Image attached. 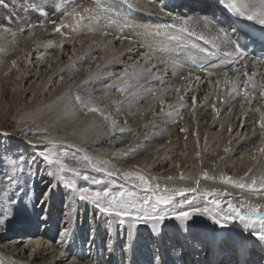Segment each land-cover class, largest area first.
I'll use <instances>...</instances> for the list:
<instances>
[{
    "label": "bare ground",
    "instance_id": "bare-ground-1",
    "mask_svg": "<svg viewBox=\"0 0 264 264\" xmlns=\"http://www.w3.org/2000/svg\"><path fill=\"white\" fill-rule=\"evenodd\" d=\"M106 1L93 0V2L99 4L93 7L90 0H6L9 8L7 10L0 8V81L7 79V74L12 69V65L20 63L21 58H23L25 65L27 62L30 63L26 72L24 71L25 69H22L21 73H18V88L21 82L25 81V78H28L31 74L30 72H33L34 69H36L34 71L36 75L40 73V78L42 76L40 81L42 88L36 89V91L38 90L37 92L34 91L33 93L31 91V93L27 89L29 92L26 93L27 90L22 89L18 93V88L14 91L20 96L26 94V97L23 98L22 96L19 104L17 98H15L14 106L17 110L12 112L11 115L25 117L27 112L41 114L29 122L31 127H33V131L23 129L21 125L15 136L9 134L5 136L6 139L13 137L21 139L23 143L31 145L33 148H24L25 154L28 152L32 154L29 159L21 160V157H18L19 151L22 150L21 148L11 151L12 155L18 158L14 159V156L7 158V165L4 164L0 157V181H4L6 175H12V173H15L14 176L19 181L16 189L9 194L13 200H18L17 203L9 205L6 202L7 196L0 197V211L7 210L8 212V218L0 221V264H98V261L102 260L101 254L97 252L98 246L95 253H92L91 248L93 247H91L88 255L84 252L83 254L81 252H68L66 249L63 252L61 246L47 239L49 236L46 233L47 230L42 227L49 223L46 220L49 217L47 211H49L53 203L58 206L61 205L62 200L59 197V193L56 194L54 191L58 189L55 188L59 184V178H61L62 173L60 168H56L54 165L48 168L45 165L47 162L40 157H34L35 153L39 152L38 154L40 155L42 151L49 154L54 161L57 158L61 161V164L66 168L65 171L71 173L70 175L67 174V176L72 186L77 184L74 182L72 174L75 173L77 175V173H80L81 176L84 174L91 175V179L87 180L91 182L92 179L98 181L102 177V179H105L104 182L112 186L111 188L115 191H118L119 188L125 189L126 192L136 189L135 191L142 194L143 186L134 178L126 179L125 171L130 167H143L145 165L143 169H146L153 177V180L149 183L150 187L159 186L161 190L165 188L196 189L195 192H185V195L183 194L182 197L180 195L181 198L179 199V196H176L173 203L166 206V209L174 208L178 212L198 209L204 212V210H209L210 208L209 218L211 219H204L198 224L199 226L191 228L190 232H188L187 227L184 228L178 223L171 225L165 232L159 230L161 227L158 225L157 233L160 232L158 235L154 233L156 227L153 228L151 222L147 227L150 231L144 228L141 229L143 231L140 233L134 232L135 237L137 236V244L134 242L135 240L131 241L132 238L131 242H128L126 238L127 258H130L129 256L135 252L133 250H138L144 251L142 253L144 258L142 257V259L147 264L150 261H154L156 255L161 259L163 256H169L167 259L172 261L173 264L180 262L183 264H209V261L212 264H238L235 260V254L237 251L246 248L247 242H250L252 250L248 252V263L264 264V242L257 240L252 235L253 231L262 229L261 225L254 224L250 226L249 223H246L248 221L242 222L237 218L225 221V226L221 228H227V230H224L223 234L213 229L215 226L213 218L220 219L223 215H234L229 205L242 210L247 209V206H257L258 211H264V189H257V187L251 189L248 187L251 184L260 185L264 182V133L261 132L260 136H251L236 150H231L237 145V141L243 135L240 133L238 138H234V140L232 138L239 133L238 130L241 126L238 125V121L236 122L238 117L242 119L246 115L244 117L245 125L241 132L246 131L249 133V128H254V126V129H260L258 127H260L261 123H264V109L262 108L264 107V95L261 94V90H256L257 87H254L252 91H248V98L245 96L244 98L238 97L237 100L232 101L231 105L235 104L236 109L228 125V122L224 124L227 115L224 111H221L222 114L220 116H217L218 109L216 111L213 109H209V111L201 110L197 113L195 119L198 124L196 132L197 146L194 141L192 144L189 142L187 147L183 143L180 158L177 160H174L176 156L173 154V149L180 147L176 146L177 142H175L178 138L177 134L174 133V136L168 135V137L164 136L166 132L165 121L172 123L176 119L174 118L175 116L171 113L166 119L154 120L149 126H145L157 112H161L164 109L163 107L174 103L176 98L179 97L178 95L185 94L182 96L187 98L190 93L189 91L187 92V87L195 76H199V80L204 79L206 85L214 86V84L218 83L217 86L221 87L223 81L227 80L230 82L231 79H238L240 72H246L247 79L252 83L254 80L251 79H253L255 73L260 75L262 72V76L264 75V69L262 68L264 62L254 60L253 54H248L242 49L239 41L247 37L230 24L220 25V21L216 19L217 15L213 12L211 6L203 0L192 2L200 3L199 7L191 3L180 4L177 0H169L167 5L162 4V0H127V2L125 0H113L107 8ZM235 1L240 12H246V14L264 9V0ZM128 3H131L133 7L129 8L127 6ZM122 5H125L126 8H123ZM99 7L101 8L99 9ZM162 8H165V10L162 11ZM40 9L46 12L45 16L40 15ZM57 11L59 14L55 15ZM101 13L108 16L109 22L112 21L110 23L113 24L112 26L107 24L108 20L103 21L107 18L105 16H102L104 17L103 20H97L98 17H101L99 16L102 15ZM13 15H15V19H11V21L6 19L7 16ZM240 18L242 19L243 17L241 16ZM147 19L148 21H146ZM164 20L168 21V27L166 28L163 26ZM149 21H153L155 24ZM29 25L33 27L29 28ZM226 27H228V30H226ZM57 28H59V31H57ZM181 29H186V31ZM59 32L64 35L69 34L68 38L80 35L89 39L90 36L98 35L97 38H101L102 42L106 43L108 40L110 42L119 40L123 43L129 40L139 43L141 47H144L146 58L150 60V63H147V66L143 68L147 74L149 73V76L141 75V71L139 73V71L135 72V70L129 73L131 70V67L128 68L130 61H126L129 59L120 58L113 61L105 71L84 81L87 72L86 70L80 71V68L86 65L89 66L91 59L96 55L87 50L81 54V57L74 60H72L73 55H69L70 58L66 64H60L58 59L59 57H64L66 48L62 49L57 56H53L54 52L51 51L55 46V38L59 36ZM92 38H90L91 41ZM205 41L208 43H205ZM11 45L14 48L13 50ZM237 45L241 47L244 53L243 56L235 54L225 55V52L233 53ZM193 47L195 50L197 48L195 52H193L194 49L191 50ZM13 52L14 55L12 54ZM211 56L217 59L213 64L208 65L200 72H193L188 78L190 79L188 83L183 82L185 75L188 74L189 61L193 62L198 58L211 61ZM93 61L96 64V57ZM231 62L236 63V66L233 68L234 70L226 72L225 68ZM151 69L152 71L150 72ZM110 70L116 73L119 70L118 73H121L123 78L129 80L126 88L125 86L121 88L120 97H113L112 92L103 90L107 83L105 78L109 74L108 72H111ZM46 71L48 72L45 73ZM91 71L93 72L95 69L89 70L88 74ZM150 73L154 74V76L156 75V79L150 78ZM225 73H227V76H225ZM52 75H54L53 79H55L53 82L50 81ZM220 75L221 78L219 80ZM147 79H150V84H147V87L154 88L158 86V89L162 86V91H154V96H150L152 92L147 93L146 90H144L146 94L143 91H141L142 93L136 92L118 105L119 99L125 98L126 94L134 91V88L143 84ZM244 80L246 79L242 78V81ZM214 81L215 83H213ZM160 82H162V85L159 86ZM200 82H197L199 84V92L203 89L202 86L200 88ZM165 84L170 89L174 86V91H166ZM56 85L58 88H56L55 95L51 100L49 99L50 102L49 100L46 101L45 96H50V93L55 91L54 87ZM46 86L53 87V89L47 91ZM207 90H210L209 87ZM39 92L41 93V98L45 100L44 102L39 99L36 101V94ZM2 93L4 94L5 92L2 91L0 93V115L5 106L8 107L11 101L9 98L7 102L3 103ZM62 95L63 98L60 99L59 97ZM93 95L96 98H105L106 102L104 104L98 100L84 102L85 98ZM250 95H253V97L251 98ZM10 96H13V93ZM76 97H82L80 100L83 99V101L77 102ZM158 97L165 100V106H158L157 102H155ZM252 100V105L257 102L253 106L254 108H257L258 105H260L258 108L261 107V112L257 115L246 114L249 101ZM262 100L263 102L261 103ZM145 102L146 104H144ZM35 105H37V108L33 110L32 108ZM50 105H53V107L48 112H45L44 109H47ZM108 105L110 106L108 108L109 115L106 116V110H108L106 107ZM211 105L213 108L214 103ZM92 107L99 111H90L89 108ZM125 111L127 112L125 113ZM141 114L143 115L140 118ZM3 116L6 115L2 114L0 120ZM186 116L187 114L185 113L183 115L185 120ZM117 118L120 121L121 118H124L125 125L120 126V124H117ZM189 121L187 126L193 125V120L189 119ZM215 121L216 125L211 128ZM9 123V119H7L0 126L3 129H8L10 127ZM204 123L205 126H203ZM142 127L145 128L141 134L142 136L133 143L134 138ZM199 127H201L200 130ZM210 130L211 135L206 143L208 145L214 142L212 153L215 156L212 155L208 159L207 157L205 158L202 169L209 173L207 176L209 182H205L203 181L202 173H199L197 169L198 163L201 162L204 156L203 154L200 157L197 156L200 155L199 152L206 137V132H210ZM230 130H233V132L229 135ZM132 132H134V135L131 137ZM6 139L3 143L8 142ZM228 140L230 141L229 144L226 143ZM125 146L127 148L122 150ZM157 147L158 149L151 158L147 159L148 154ZM117 150H120L119 154H115ZM33 158H35V163H32ZM12 159H14V162ZM165 164H169L167 170H165L167 168ZM4 165L6 166L4 167ZM10 166H13L14 170L8 172L7 168ZM36 168L39 169L40 173L35 172ZM222 168L224 169V176H222ZM181 170L185 174V178L182 177V179L177 177L176 173V171L179 173ZM108 171H111L113 175H107L106 172ZM98 172L103 175H98ZM228 177V182H223L224 178ZM232 177L235 178L234 181L231 180ZM51 182H54L53 186L55 188L51 189L47 200L42 204L38 196L42 190L46 191ZM232 182L234 183L232 184ZM240 184L245 187H239ZM77 186L78 189L84 190L82 186L80 187V184H77ZM0 187H3V184H0ZM94 187V191L100 188L96 183ZM20 191L21 195L23 194V197H25L24 201L19 196ZM85 192L87 193V191ZM53 193L56 194L54 197H52ZM214 199L219 202V207L212 203ZM67 201L64 210L71 214L64 216L61 229L74 222L73 204L75 205V203L70 200L68 204ZM83 203L85 204V202L79 203L81 206L78 208H83ZM41 205L40 212L42 216H38L37 208ZM179 205L180 209L178 208ZM196 212L198 211L193 212L192 216ZM205 212L208 214L207 211ZM49 220L51 222V219ZM13 222L21 223V225L26 222L29 225H35V227H39L42 224V229L39 228L38 231L27 233L23 232L22 229L15 231L13 230ZM137 226L141 227L142 225L139 224ZM80 229L76 227V231L72 232L71 230L67 238H75V241L79 242L80 239L77 238L82 237L81 233H79L82 230ZM42 230L44 231L41 232ZM130 230H133V228ZM151 231L156 236V238L155 236L153 238L155 241L149 238ZM78 235L80 237H77ZM92 236L95 241L101 239L95 233ZM146 236L151 241H148V244H145L148 240ZM110 237L112 236L109 235V239ZM185 238L188 241H185ZM115 241L119 243V238L117 237ZM140 241H144V246H139ZM156 243H159V246L155 250L154 244ZM79 246L82 247L81 243H79ZM75 247H72V249H75ZM152 248L154 255H150ZM66 252H68L67 258ZM49 253L54 254V259L48 258ZM115 254L117 255V252ZM115 254L113 255L112 253L113 259L119 264L118 257H115ZM61 255L63 256L61 257ZM118 255L120 257V253ZM139 255L141 256V254ZM91 256V262L81 261L84 257L91 258Z\"/></svg>",
    "mask_w": 264,
    "mask_h": 264
},
{
    "label": "rangeland",
    "instance_id": "rangeland-1",
    "mask_svg": "<svg viewBox=\"0 0 264 264\" xmlns=\"http://www.w3.org/2000/svg\"><path fill=\"white\" fill-rule=\"evenodd\" d=\"M111 1H113V0H107L106 1V8L109 6V4H110ZM90 3L93 4V7L99 5L98 3L93 2V0H90ZM72 4H73V2H72ZM122 7L123 8H126L125 5H122ZM0 8L2 10H7V9L3 8L2 6H0ZM100 8L101 7H99V9ZM58 14H59V12L57 11L55 15H58ZM101 14L102 15H99L101 17H98V19H97L98 21L103 20L104 17H102V16L107 17L103 21H106V20L109 19L108 16H106V14L105 15L103 13H101ZM11 17H12V19H15V15H13ZM146 21H148V19ZM165 21L167 22V20H165ZM111 22H109V20H108L107 24L109 26H112L113 24H110ZM149 22H153V21H149ZM153 24H155V23L153 22ZM160 24H158V25H160ZM163 26L166 28V26L164 24H163ZM52 32H51V34H53ZM65 36H67V37H65ZM68 37H69V34L64 35L63 33H60L59 32V36L57 38H55V42H56L55 43V46H54V48L51 51L54 52V53L52 52L53 53V56H57L58 53H60L62 51V49L66 48V53L64 54V57L63 58L59 57V59H58V61L60 62V64H66V62L70 58L69 55H73L72 60H74L76 58L81 57V54H83L87 50H90V52L92 54H95L96 55L95 57L97 59L96 64H94V61H93V59L95 58L94 57L93 59H91L89 66L86 65V66L80 68V71L86 70V72H87L86 73L87 76H86V78H85L84 81H86L87 79H90L93 76H95L97 74H100L101 72L105 71L113 61H116V60H118L120 58L129 59V60H126V61H130V64H129L130 66L128 68L131 67L130 68L131 70H130L129 73H131L133 70H135V72H138L139 71V73L141 71V75L142 74H145V76H149V73L147 74L146 71L143 68H144V66L145 67L147 66V63L148 64L150 63V60H149V58H146V55L144 53V47L143 46L141 47L139 45V43H136V42L134 43V41H129V40H127V41H129L128 43H127V41H126V43L125 42L123 43V42H121L119 40H113L112 42H110L108 40L107 43H106V42H102L101 38H97L98 35L90 36V38L93 37L92 38V41H91L90 38L87 39L86 36L85 37H82L80 35H75L72 38H68ZM61 39H62V41H61ZM80 39H82V41H80ZM115 39H117V38H115ZM103 46H105V47L104 48H101ZM72 48H73V50H72ZM11 49L12 50L14 49L12 47V45H11ZM191 50H193V52H195L197 50V48L195 50V48L193 47ZM12 54L14 55V52ZM23 61H24L23 58H21V60L19 61L20 63H18L17 65L13 64L12 65V69L7 74V79L5 81H3V80L0 81V93L2 91L5 92L4 94L3 93L1 94L2 102L5 103V102H7V100H9V98L11 99L10 104L8 105V107L5 106V108H4L3 112H2V114H5L6 116H3V118H1V120H0V124L3 121L7 120V119H9V122H10L9 123L10 124L9 125L10 127L8 129H3L0 126V157L3 160L4 164H6V165H7L6 159L9 158V157H11V156H14V159L15 158L17 159L19 156L22 157L23 159H29L32 154H30V152H28V153L25 154L24 148L30 149V148H33V147H31V145H28L26 143H23L21 139L14 138V137L13 138L6 139L5 136H7V134L15 136V133L17 134L18 128L21 125H22V128L23 129L28 130V131H33V127H31V125L29 124V122L30 121H33L34 119H36V117L38 115L41 114V113H28L27 112L26 113L27 115L25 117L24 116L23 117H20L19 115H18V117H15L14 115H11L12 112H16V110H17V108L14 106L15 105L14 104V101L16 100L15 98H17V102L19 104V101L22 100V96H23V95L20 96V95L16 94V92L14 93L15 89L18 88V86H17L18 73H21V70L22 69H25L24 71L26 72V69H27V67H28V65L30 63V62H27V64L25 65ZM145 63H146V65H145ZM190 63H191V61H189V65H190ZM155 66L158 67L159 65H155ZM228 66H226V68ZM93 68L95 69V71H93V72L91 71L90 74H88L89 70H91ZM192 68L190 69V67H189L187 69L188 70L187 73L189 74V76H188V74L185 75V80L183 81L184 83L185 82L188 83V81L190 80L188 78H190V75H192L193 72H200V71L193 70ZM226 68H225V70H226ZM262 68L264 69V66ZM35 70L36 69H34V71ZM63 70H64V68H63ZM232 70H234V69H232ZM34 71L33 72H30L32 75L30 74V76H28V78H25L26 79L25 81L21 82V84H20V86L18 88V93H19V90L22 91V89L23 90L29 89L30 92L32 91L34 93V91H36V89L39 90L40 88H42V86L40 85V81L42 79V76L40 78V75H39L40 73L36 75ZM110 71L111 72H108L109 74L105 78V80H106L107 83H106V86H105V88L103 90H108V91L112 92L113 97H118L121 94V92H120L121 88L123 86H125V88H126V86L129 83V80H127V78H123L122 75H121V73L120 74L118 73L119 70L117 71V73L116 72H113L112 70H110ZM151 71H152V69L150 70V72ZM47 72L48 71H46L45 73H47ZM226 72H230V71H227L226 70ZM222 73H220V74L222 75ZM240 73L241 74H239L240 77H238V79L237 78L236 79H231L230 82H228L227 80L225 82L223 81L221 83V85H222L221 87L220 86H217L218 83L217 84H214V86H212V85L210 86L208 84L206 85L204 79L199 80V78H198L199 76H195L192 79V82L187 87V92L188 91L190 92L187 95L188 97L186 98V97L182 96V95H185V94H182V95L180 94V95H178L179 97L176 98V101L174 103L170 104L169 106L166 105L167 107H163L166 104L165 100H162V98L160 99V97L156 98L155 102H157L158 106L163 107L164 109L161 112H157L149 120L148 124H146L145 126L146 127L149 126L154 120H157L158 121V120H161V119H166L169 115H171V113H172L173 116H175L174 118H176V119H174L175 121H173L172 123L167 122V120L165 121L166 123L164 122L166 124V132H165L164 136H167V137H168V135L169 136H172V135L174 136V133H176L177 136H178V138L176 139L175 142H177L176 146L178 145L180 147H176L175 149H173V154H174V156H176V158L174 160H177L178 158H180V152H181V148L183 147L182 146L183 143H185L186 144V147H187L189 145V142H190V144H192V142L194 141L195 142V145L197 146L196 143L198 141H197V138H196V132L198 130V124L196 123L195 119H196V114L199 113L201 110L209 111V109H213L214 111H216V109H218L217 116H220L222 114L221 111H224V113H227L226 118H225V121H224V124H226L228 122L227 123V125H228L230 123V121H231L232 114H233V112L236 109L235 104L231 105V103H232L233 100H237L238 97L244 98V96L246 98H248L249 97V95H248L249 92L248 91H252L254 89V87H257L256 90H261V93H264V75L262 76V72L260 73V75H259V73H255L254 74L253 79H251V80H254L252 83H250V81L247 79L248 76H246V72H244V73L243 72H240ZM150 75H151L150 78L156 79L155 78L156 75L154 76V74H151V73H150ZM221 75L219 76V80L221 78ZM204 77H206V76L204 75ZM50 78H51L50 81H52V82L55 81V79H53L54 78V75H52V77H50ZM242 78H244L246 80L242 81ZM195 80H197V81L195 82ZM198 81H201L200 82V88H201V86L203 87V89L200 90V92L198 90V88H199V86H198L199 84L197 83ZM149 82H150V79H147L143 84L137 86V88H134V91L126 94L125 95V98L119 99V101H118L119 104L118 105L122 104L123 100H125L128 97L134 95L136 92L137 93H142L141 91H143V93H144L145 92L144 90H146L147 93L152 92L150 96H154V93H155L154 91H156V92L162 91V89H163L162 86L159 87L158 89H157L158 86H155L154 88L153 87H150V88L147 87V84H150ZM161 83L162 82H160L159 86L162 85ZM213 83H215V81ZM37 85H38V87L39 86L40 87L38 88ZM205 86H206V88H205ZM164 87L167 88L166 91H168V92H173L174 91V86H172L171 89H170L165 84ZM208 87H209L210 90H207ZM56 88H58L57 85H56V87H54V90L55 91H53L52 93H50V96L49 95L45 96V100L46 101L49 100V99L51 100L53 98V96L55 95V92L57 91ZM143 88H145V89H143ZM51 89H53V87L46 86V90L47 91H50ZM179 90H180V88H179ZM29 91L27 90L26 93L29 92ZM44 91H45V87H44ZM40 92L36 94L38 96V97L36 96V99H37L36 101H38V99H39L41 102H44L45 100H43V98H41V96H40L41 93L44 95V92L43 91L41 93ZM146 92H145V94H146ZM11 93H13V96H10ZM158 96H160V95L158 94ZM250 96H251V98L253 97V95H250ZM24 97H26V94L23 96V98ZM59 98L60 99L63 98V95L60 96ZM80 98H82V97H80ZM18 99H20V100H18ZM50 100H49V102H50ZM91 100L92 101L93 100L94 101L98 100L100 103L103 102V104L106 102L105 101V98H96L94 95L92 97L85 98L84 99V102H86V101L89 102ZM194 100H195V103H194ZM79 101L81 102V101H83V99L82 100H79ZM161 101H163V102H161ZM262 102H263V100L261 101V103ZM213 103H214V106L212 108V105L211 104H213ZM252 103H253V100L249 102V106H248V108L246 110V114L247 113L248 114H251L252 113V114H256L257 115L258 113L261 112V109H260L261 107L258 108L260 106V105H258L257 108H254L253 106L255 104H257V102L254 103L253 105H252ZM144 104H146V102ZM178 105H181V106L178 107ZM52 107H53V105H50V107H48L47 109H44V111L45 112H48ZM109 107L110 106L108 105L106 108L108 109ZM36 108H37V105H35L32 109L33 110H36ZM262 108L264 109V107H262ZM175 110H178V111H175ZM106 111H107L106 112V116H108L109 115V109L106 110ZM4 112H7V113H4ZM29 112H31V111H29ZM126 112L127 111H125V113ZM185 113L187 114L186 120L183 117V115ZM142 115L143 114L140 115V118L142 117ZM113 116H115V115H113ZM244 117H242V119H239L240 117H238L237 120H236V122L238 121L237 122L238 125H241V126H240V128L238 130L239 133L236 134V136L235 137H232V138H233V140H234V138L235 139L238 138L239 135H240V133H242L243 135H242L241 139L239 141H237V145L234 146L231 149L232 151L233 150H236L243 142H245L251 136H260L261 135V132L264 133V128L258 127L260 129H257V128L254 129L255 126H254V128H251V127L249 128V130H248L249 133L246 132V131H242L241 132L243 126L245 125L244 124ZM143 118H145V116H143ZM189 119H192L193 120V125L187 126V122L189 121ZM116 120H118L117 121V124H120V126H124L125 125V119L124 118H121V121L118 118ZM197 120H198V118H197ZM216 121H215L214 125L211 128H213L216 125ZM121 123H123V124H121ZM189 123H191V121H189ZM175 126H176V128H175ZM203 126H205V123L203 124ZM144 127H142L141 130L139 131V133L136 135V137L133 140V143L136 140L138 141V138H140L142 136L141 134L143 133L144 129L146 128V127L145 128ZM200 128L201 127H199V130H200ZM162 130H164V129H162ZM216 130H218V128H216ZM251 130H252V132H251ZM232 132H233V130L232 131L230 130L229 135ZM133 135H134V132H132L131 137ZM210 135H211V130H210V132H206V137L203 140L202 147L200 149L201 151L199 152L200 155L197 156V157H200L202 154L204 156V158L201 159V162L198 163L197 169H198L199 173L200 172L202 173V178H203V181H205V182H209L207 180V179H209V178H207V176L209 175V173L206 172V171H204L202 169V166L204 165L205 158L207 157V159H208L212 155L215 156V154L212 153V148H213L214 142L212 144H208V145L206 143V141H207V139H208V137ZM5 139L8 140V142H4L3 143V141H5ZM184 139H185V141H184ZM166 142H167V138H166ZM231 142H232V139H231ZM226 143L229 144L230 141L228 140ZM50 144H49V146L51 147ZM18 148H21L22 149L21 151H19L20 154L18 155V157L15 156V155H12L11 151H13V150L15 151ZM126 148H127V146H125L122 150H125ZM157 149H158V147L156 149L152 150V152H150L148 154V158L147 159L151 158V156L153 155V153ZM21 152H24V153H21ZM38 153H35L34 154V157H40V155ZM119 153H120V150L119 151L118 150L115 151V154H119ZM14 159H12V161ZM197 161H198V159H197ZM6 165H4V167ZM45 165L48 168L49 167H52L54 165L56 168H60L61 169V163L60 164H56V163L48 164V163H45ZM165 166H167V168L165 169V170H167L168 167H169V164H167V165L165 164ZM144 167H145V165H143V167H141V166L130 167L129 169H127V171H125V174L126 173L127 174L132 173L131 176L134 179H135L136 176H143L150 183L153 180V177L151 176V173L147 172L146 169H143ZM65 169L66 168L64 167V170L61 171V173H62L61 174V178H59V182H58L59 184L56 186V188H55V186H53L54 182H51V186H53L52 188H55V189L58 188L54 192H56V194L59 193V197L62 200V202H61V205H59V206L57 204L53 203V205L50 207L49 211H47L49 213V215H48L49 217L46 220H48L50 224L48 223L46 226L42 227L44 230L45 229L47 230L46 233L49 235L47 239L50 240L53 243L58 244V246H61L63 252H65L64 250L66 249V251H68V252H71V251H73V252H81V254H83V252H84L85 254L88 255V254H90V251H91L90 248L91 247H93V248L95 247L94 250H93V248H91L92 251H93L92 253H95L96 247L98 246L97 252H99L101 254V256H102V260L101 261H98V264H117V263H114L115 260L113 259V255L116 252H117V255L115 254V257H118V260H119L118 262L120 264H121V261H127V260L131 261V256H133V254L134 255L137 254V256L139 254H141V256L139 255V257L142 259V257H143L142 256V253L144 251L141 252V251H138V250L137 251L134 250L135 252H133L129 256L130 258H127L126 257L127 256L126 255V251H127V245H126V243H127V241L125 242V240L128 239V242H131V241L135 240L134 242L137 244V240H136L137 239V236L135 237L134 232L140 233V232L143 231L141 229H144V228H146L148 230L147 227L150 225V223L152 221H149L146 224H141L142 225L141 227H138L136 225L135 227H132L133 230H130L132 228H130V226L127 225V224H125L124 226L119 225L118 218L104 216V215L100 214L98 212V210L96 209V207L92 203L85 202V204L83 203V206H82L83 208H78L79 206H81L79 203H81L82 201L79 200V195L81 193H80V191H78L77 184H80V187L82 186L84 188V192L87 191V193H95L97 191H101L102 192V191H105V190L110 191L111 193H117V192H120V191H124L125 193H127L126 190L125 189H120V188H119L118 191L113 190L111 188L112 186H109L108 184H106L104 182L105 179H102V177H101V179H98V182L96 183V184L99 185L100 188L99 189H96L94 191V188H95L94 187V184L95 183H93V179H92V182L91 181H87V180H89V178H90L91 175H87L88 179L85 180L83 178V176L85 174L83 176H81V175L78 176L75 173L72 174L73 176L72 175L71 176L74 179V182L77 183V184H75V185L73 184L74 186H72V184L70 183V181L68 179V176H67V174L70 175L71 173L68 172V171H65ZM7 170H8V172L9 171L11 172V171L14 170V167L13 166H10V167L7 168ZM35 172L36 173H40L39 172V169H37V168L35 169ZM176 173H177V177H179L181 179H182V177L185 178L184 177L185 174H184V171L183 170H181L179 173H178V171H176ZM97 174L98 175H103L102 173H99V172ZM12 175H15V173H12ZM222 176H224V169L223 168H222ZM3 177H5V176H3ZM4 180H5V178H4ZM228 180H229V177H228ZM231 180L234 181L235 178L232 177ZM137 181H139V180H137ZM139 183H140V181H139ZM233 183L234 182H232V184ZM261 185L262 184H260V185L259 184H251L248 187H250L251 189H255L256 187H257V189H264V185L263 186H261ZM48 188L46 189V191L48 190ZM135 190L133 189L130 192L136 193L137 191H135ZM45 192L42 190L41 191V194H39L38 198H41L42 195ZM19 194H20L19 195L20 198L23 199L22 201H24L25 197H23V194L21 195V191L19 192ZM56 194L53 193V196L52 197H54V195H56ZM137 195H139V196L144 195V190H142V194H140V193L137 192ZM182 196L183 195H181V197ZM181 197L179 196L178 199L181 198ZM70 200H73L74 203H75V205L73 204V208H74V211H73V213H74V222H72L69 226H67V227L65 226V227L70 231L69 233H71V230H72V232L73 231H76V227L81 228L82 230L80 229L81 231L79 233H81L82 237L81 238H77V239H80L79 242L75 241V238L74 239L73 238H69L70 239L69 240L66 237L65 238L66 240H64L63 243H59V241H60V232L63 229V228L61 229L62 224H63L62 223V219L64 218V216H66V214L67 215L68 214L69 215L71 214L70 212L67 213L64 210L65 207H66V201L69 204ZM56 207H57V209H55ZM41 208H42V205L37 208V214H38V216H42V214L40 212V209ZM178 208L180 209V205L178 206ZM172 209L175 211L174 208H170V209L167 208L166 209L168 211L169 215L163 221L164 223L161 222V223L164 224V225H162V227L160 226L161 228H159V230H161L162 232H165L171 225L173 226L175 223L176 224L177 223L180 224L184 228L187 227L188 228V232H190L191 228H194L196 226H199L198 224H200L202 221H204V219L205 220L211 219V218H209L210 217L209 214L211 212L210 208H209V210H204V212L203 211L202 212L201 211L196 212L192 216V218L190 220L186 221V222L175 219V216L171 215V212H173ZM239 210L242 211V212L244 211L241 208H239ZM205 211H207L208 214H206ZM175 212L178 213V211H175ZM80 213H82V214L80 215ZM49 219H51V222H50ZM126 219H127V217H126ZM181 222H183L185 224H183ZM152 223H151V225H152ZM246 223H249V222H246ZM39 224H40V222H39ZM158 225H160V223H158L157 226ZM214 225L215 226H214L213 229L215 231H217L218 233L223 234L224 233V230H227V228L226 229L225 228H221L216 223ZM41 226H42V224L39 227L38 226L35 227V225H29L26 222L22 223V225H21V223L13 222V228H14L13 230L16 231L17 229H20V230L22 229V231L25 232V233L30 232V231H33V232L34 231H38V229L41 228ZM157 226L155 228L156 230L154 231V233H156L158 235L160 232L157 233L158 232L157 231ZM127 229H129V230H127ZM44 230H42L41 232H43ZM148 231H150V230H148ZM93 233H95L96 236L99 237V238H101V239L99 241H95V238L92 236ZM23 235H27V234H23ZM109 235L112 236V237H110V239H109ZM17 236H19V235H17ZM149 236H150L149 237L150 239H152V240L155 241V239H153L155 235L153 236L152 235V232L149 233ZM77 237H80V236L78 235ZM117 237L119 238V243H117V241H115V239ZM131 238H132V240H131ZM155 238H156V236H155ZM147 239H148V237H147ZM150 239H148L147 242H145V244H148L149 242H151ZM185 241H188V239L185 238ZM79 243H81L82 247L79 246ZM154 245H155V248L154 249L156 250V248L159 246V243H156ZM74 246H76L75 249H72V247H74ZM139 246L140 247L141 246H144V241H140V245ZM78 248H80V250H78ZM68 252H66V254L64 253L66 255V258H67V253ZM151 252L153 254L150 253V255H154L153 248L151 249ZM112 253H113V255H112ZM119 253H120V257L118 255ZM62 256L63 255H61V257ZM49 257H51V258L54 259V254L49 253L48 254V258ZM167 257H169V256H167ZM157 258H158V255L155 256V260L157 262L156 264H158V259ZM86 259H88V260H86ZM91 259H92V256H91V258H85L84 257V259L81 260V261H85V262H89L90 261L91 262ZM180 264H183V263H180Z\"/></svg>",
    "mask_w": 264,
    "mask_h": 264
},
{
    "label": "snow or ice",
    "instance_id": "snow-or-ice-1",
    "mask_svg": "<svg viewBox=\"0 0 264 264\" xmlns=\"http://www.w3.org/2000/svg\"><path fill=\"white\" fill-rule=\"evenodd\" d=\"M127 2V0H125ZM0 6L5 9L9 8V4L6 0H0ZM128 7L132 8L133 5L128 3ZM164 11L165 9H161ZM40 15L45 16L46 12L43 9H40ZM239 11V9H237ZM240 15L245 16L248 20H258L259 24L264 26V9H261L258 12L246 14V12H240ZM7 20L11 21L12 17L7 16ZM33 27L29 25V28ZM23 30V29H21ZM182 31H186V29H181ZM59 31V28H57ZM202 39V37H201ZM205 43H208L205 41ZM235 54L238 56H243V51L239 45L235 48L233 53L225 52V55ZM261 62H264V56L259 57ZM15 63V62H13ZM227 76V73H225ZM264 95V93H261ZM77 102H79L80 97H76ZM250 102V101H249ZM195 103V100H194ZM90 111L96 112L98 109L92 107L89 108ZM261 128H264V123H261ZM40 158L47 162L48 164L56 163L60 164L61 161L57 158L55 161L49 155L44 153L43 151L40 153ZM87 159V157H85ZM21 160L23 158L21 157ZM32 163H35V158H33ZM31 170V169H30ZM64 170V166L61 164V171ZM107 175L111 176L113 173L111 171L106 172ZM77 175H81L77 173ZM83 178L85 180L88 179L87 175H84ZM126 179H132L131 174H125ZM136 180L140 181V185L144 188V195L139 196L134 192L120 191L117 193H111L110 191H97L95 193H85L84 190L78 189L80 191L79 200L82 202L92 203L98 212L104 216L115 217L118 218V223L121 226L125 224L130 227H135L139 224H146L149 221H152V226L155 228L159 222H163L169 215L166 210V206L173 203V200L176 196L183 195L185 192H195L196 189H160L159 186L150 187L149 181L146 180L143 176H136ZM98 181L93 180V183H97ZM223 182L227 183L228 178H224ZM19 181L16 179L14 175H6L4 181H0V184H3V187H0V197L7 196V203L9 205L17 203L18 200H13L9 195L13 190L16 189ZM53 186H49L48 190L43 194L40 198V203H44ZM239 187H245L243 184H240ZM212 203L216 204L219 207V202L217 200H213ZM231 211L234 215H223L220 219H214V223L218 224L220 227L225 226V221L229 219L235 220L239 219L240 221H253L259 220L262 228H264V211H258L257 206H249L245 211L241 212L239 209L232 207ZM195 211H199L198 209H194L192 211L182 210L180 212H171V215L175 216V219L180 221H188L192 218V214ZM127 217V219H126ZM8 218L7 210L0 211V221L6 220ZM69 234V230L64 228L60 232V241L59 243H63L67 235ZM252 235L259 241L264 242V230L261 231H253Z\"/></svg>",
    "mask_w": 264,
    "mask_h": 264
}]
</instances>
